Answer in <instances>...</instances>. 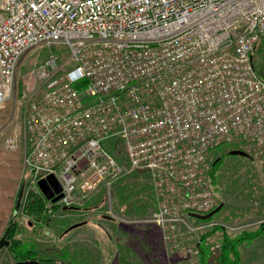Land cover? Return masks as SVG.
Returning <instances> with one entry per match:
<instances>
[{
  "label": "built area",
  "instance_id": "2783aa9c",
  "mask_svg": "<svg viewBox=\"0 0 264 264\" xmlns=\"http://www.w3.org/2000/svg\"><path fill=\"white\" fill-rule=\"evenodd\" d=\"M263 36L264 0H0V110L14 97L24 187L86 204L123 173L117 142L126 171L149 174L152 221L209 212L214 152L264 155ZM41 53L17 91L20 61ZM49 175L54 201L38 186Z\"/></svg>",
  "mask_w": 264,
  "mask_h": 264
},
{
  "label": "rangeland",
  "instance_id": "374dc122",
  "mask_svg": "<svg viewBox=\"0 0 264 264\" xmlns=\"http://www.w3.org/2000/svg\"><path fill=\"white\" fill-rule=\"evenodd\" d=\"M255 49L253 61L261 70L259 64L261 60L264 63V36ZM41 56L42 53L39 57L22 58L15 85L17 91L25 86L29 70L38 64ZM261 71L264 73V69ZM16 107L12 97L0 110V237L11 223L15 228L12 238L17 241L16 245L10 247L11 242L7 238L9 245L0 249V264L22 260V249L30 245L45 250L48 262L201 264L198 246L203 234L214 230V227H222L202 241L217 256V244L223 231L233 237L243 230L256 228L264 220V155L255 154L251 148L248 151L253 158L222 156L220 150L214 152L209 161L208 185L216 206L222 203V207L206 220L182 215V221L175 222L173 228H162L152 221L157 204L148 188L149 176L139 169L126 171L123 149L117 142L109 147L124 171L108 190L102 188L91 193L86 204H73L72 207L49 204L24 187L27 176L23 172L20 118ZM8 136L20 138L12 149L5 146ZM218 159L214 177H211L212 162ZM22 186L24 191L14 212L16 196ZM122 186L132 191L135 195L132 200L136 201L135 204H141L144 210L132 211L128 208L131 200L121 201L117 192ZM82 220L87 223L63 233L70 224ZM203 224L206 226L202 227ZM241 248L238 264H264V236L255 238Z\"/></svg>",
  "mask_w": 264,
  "mask_h": 264
},
{
  "label": "trees",
  "instance_id": "16d2710c",
  "mask_svg": "<svg viewBox=\"0 0 264 264\" xmlns=\"http://www.w3.org/2000/svg\"><path fill=\"white\" fill-rule=\"evenodd\" d=\"M257 49V48H256ZM254 48V51L256 50ZM253 53H252V59H253ZM254 66L256 68L257 73L264 79V73L261 71L262 69H264V63L263 60H261L260 62V68L261 70L258 68V65L256 62H254ZM234 149V148H229L226 146H221L219 147L217 150H220V153L222 156L224 155H232V154H228V151ZM221 156V157H222ZM219 160H214L212 162L211 165V172L210 175L211 177H214V171L216 170V167L218 166ZM145 172V175L148 177L149 174L147 171L143 170ZM149 180V177H148ZM150 181V180H149ZM148 188L151 189V185L150 182H148ZM128 188L125 186H122V188L119 187L118 190V196L121 198L122 202H128L129 200H131L130 204H128V208H130L132 211H141L144 210L141 204H135L136 201L132 200L134 199L133 197H135V195L132 193V191H127ZM127 191V192H126ZM126 193V195H124ZM130 210V211H131ZM190 212H188L189 214ZM212 217V216H211ZM210 217V218H211ZM209 219V218H208ZM222 227H214L212 229L216 230H221ZM14 224H9L5 230L6 233V237L10 240V247H12V245H16L17 241L16 239H13L12 237L14 236ZM212 230L210 232H206L205 234L202 235L201 237V242L199 243L198 246V255H199V259H200V263L201 264H238L240 258H241V252L242 246L244 245H248L250 244L255 238L264 236V220L254 229H249V230H243L242 232H240L239 234L235 235V236H229L228 234L224 233V231L222 232L221 237L219 238L220 240L218 241V255H213L210 250L209 247L207 246V244L204 245V243H202V241L205 238H208V235L214 234L215 231ZM46 256V252L45 250H39L35 245H30V246H25L20 254V259L22 260H38L40 262H48ZM61 258H65L64 255H60ZM69 264V263H67Z\"/></svg>",
  "mask_w": 264,
  "mask_h": 264
},
{
  "label": "water",
  "instance_id": "95a60500",
  "mask_svg": "<svg viewBox=\"0 0 264 264\" xmlns=\"http://www.w3.org/2000/svg\"><path fill=\"white\" fill-rule=\"evenodd\" d=\"M228 154L249 157L245 151L240 150V149H231L228 151ZM38 186H39L43 196L45 197V199H52L53 201L55 200V198H52L53 195L56 193H59L60 189H61L59 183L57 182V180L55 179V177L53 175L47 176L46 179L39 180ZM21 195H22V187L20 188V190L18 191L17 196H16L14 212H16L18 207H19ZM221 207H222V203L218 204L215 208H213L212 210H210L209 212H207L205 214L190 212L189 215L192 217H196L198 219H201V220H206V219L210 218L211 216H213L215 213H217L221 209ZM85 223H87L86 220H82V221L72 223L63 231V233H67L68 231H70L76 227L82 226ZM8 245H9V240L6 237V233H4L0 237V249L5 247V246H8ZM12 264H67V263L55 262V261H53V262H40L38 260H18Z\"/></svg>",
  "mask_w": 264,
  "mask_h": 264
},
{
  "label": "bare ground",
  "instance_id": "6f19581e",
  "mask_svg": "<svg viewBox=\"0 0 264 264\" xmlns=\"http://www.w3.org/2000/svg\"><path fill=\"white\" fill-rule=\"evenodd\" d=\"M214 155V154H213Z\"/></svg>",
  "mask_w": 264,
  "mask_h": 264
}]
</instances>
